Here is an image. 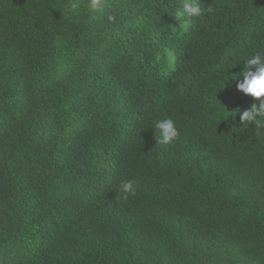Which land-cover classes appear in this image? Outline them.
Wrapping results in <instances>:
<instances>
[{
	"label": "trees",
	"instance_id": "1",
	"mask_svg": "<svg viewBox=\"0 0 264 264\" xmlns=\"http://www.w3.org/2000/svg\"><path fill=\"white\" fill-rule=\"evenodd\" d=\"M201 3L0 0V264H264L259 101L228 81L264 0Z\"/></svg>",
	"mask_w": 264,
	"mask_h": 264
},
{
	"label": "clouds",
	"instance_id": "2",
	"mask_svg": "<svg viewBox=\"0 0 264 264\" xmlns=\"http://www.w3.org/2000/svg\"><path fill=\"white\" fill-rule=\"evenodd\" d=\"M102 0H88V9L91 13L100 11ZM215 13L213 7H205L201 0H182V5L174 15L177 18H203L205 15ZM110 21L115 22L114 16H109ZM242 72L238 78L229 79L234 81L238 91L251 96L259 103H254L250 109H239V123L241 125H255L257 128L264 127V50L256 51L253 54L242 58ZM243 79L240 80L239 77ZM227 81V83H228ZM235 119V118H233ZM155 129L160 131L158 144H170L178 139L180 133L176 122L172 118L160 120L155 124ZM117 192L123 199L137 194V188L133 181L122 180L119 183Z\"/></svg>",
	"mask_w": 264,
	"mask_h": 264
}]
</instances>
